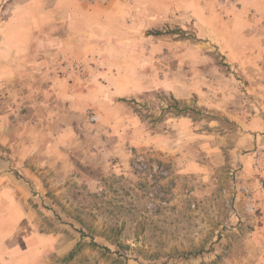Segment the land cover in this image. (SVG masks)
<instances>
[{"label": "rangeland", "instance_id": "1", "mask_svg": "<svg viewBox=\"0 0 264 264\" xmlns=\"http://www.w3.org/2000/svg\"><path fill=\"white\" fill-rule=\"evenodd\" d=\"M54 3L0 0V264H264V0Z\"/></svg>", "mask_w": 264, "mask_h": 264}, {"label": "crops", "instance_id": "2", "mask_svg": "<svg viewBox=\"0 0 264 264\" xmlns=\"http://www.w3.org/2000/svg\"><path fill=\"white\" fill-rule=\"evenodd\" d=\"M54 4H55L54 7L56 9V11H54V12L56 14H63L64 16H67V15L72 16V14L76 13V9H74V11H70L71 8H67L68 7L67 4H71L72 7H77V8L80 7V5H82V6H94V5H98V4L104 5V4L98 3V2L93 5V4H89L86 2H81L79 0H55Z\"/></svg>", "mask_w": 264, "mask_h": 264}, {"label": "trees", "instance_id": "3", "mask_svg": "<svg viewBox=\"0 0 264 264\" xmlns=\"http://www.w3.org/2000/svg\"><path fill=\"white\" fill-rule=\"evenodd\" d=\"M167 111L168 112H174L176 115L181 116V115H185L187 113L188 108H187V106H185V105L182 106V104L180 102L174 100V102L172 104H169ZM78 251L79 250H77V248H74L68 254V256L64 258L63 262L66 263V262L72 260Z\"/></svg>", "mask_w": 264, "mask_h": 264}, {"label": "built area", "instance_id": "4", "mask_svg": "<svg viewBox=\"0 0 264 264\" xmlns=\"http://www.w3.org/2000/svg\"><path fill=\"white\" fill-rule=\"evenodd\" d=\"M81 2H86V3H89V4H95V3H107L109 2L110 0H79Z\"/></svg>", "mask_w": 264, "mask_h": 264}]
</instances>
